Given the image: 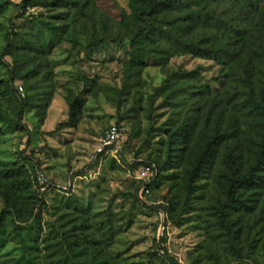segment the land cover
Here are the masks:
<instances>
[{
    "label": "rangeland",
    "instance_id": "obj_1",
    "mask_svg": "<svg viewBox=\"0 0 264 264\" xmlns=\"http://www.w3.org/2000/svg\"><path fill=\"white\" fill-rule=\"evenodd\" d=\"M184 1L178 22L199 3L252 30L260 84L264 1L246 19L235 2ZM143 5L0 0V264H264V190L229 197L261 138L250 77L141 35ZM114 125L123 138L98 153ZM154 160L167 169L143 178Z\"/></svg>",
    "mask_w": 264,
    "mask_h": 264
},
{
    "label": "trees",
    "instance_id": "obj_2",
    "mask_svg": "<svg viewBox=\"0 0 264 264\" xmlns=\"http://www.w3.org/2000/svg\"><path fill=\"white\" fill-rule=\"evenodd\" d=\"M144 5L137 7L135 14L145 22V26L141 27L140 33L146 37H160L162 43L169 45V51L172 55L192 53L197 57L213 59L221 64L231 65L237 63L244 69L243 73L250 77L246 80L250 92L247 93L245 102L252 105L254 110V119L260 124L261 138L259 148L255 155V164L250 169L249 173L240 175L230 184L229 197L235 201V195L239 187L245 191H263L264 190V80L257 84L254 81L255 70L261 67V64H255L252 60L245 62V59H253L252 54L257 52L252 45V30H244L240 32L241 26H235L233 22H219L215 14H211L205 7L198 8L200 4H191L187 6L185 13L187 17L183 21H176V14L182 13L180 9L187 1L184 0H142ZM206 2L208 0H202ZM216 0H210L208 4ZM226 2H235L237 5L245 9V18H248L257 9L261 0H223ZM264 1V0H262ZM241 4V5H240ZM193 5V6H192ZM199 5V6H198ZM209 7V5H208ZM193 9V10H190ZM261 13H264V3L261 8ZM170 21L169 23L167 21ZM170 26H168L167 25ZM194 25V26H193ZM206 31V37H191L190 33L198 28ZM194 28V29H192ZM245 29V28H243ZM106 40H100L102 44ZM263 47L261 46V49ZM264 56L263 54H261ZM242 63V64H241ZM236 64V65H237ZM232 67V65H231ZM254 77V78H252ZM183 126H179L178 133H182ZM219 136V135H218ZM217 136V137H218ZM220 137V136H219ZM210 148L205 151L202 157L208 155ZM154 163L158 169L157 177L161 176L163 171L167 169L166 164H161L159 161H150ZM149 163V164H150ZM150 184L148 187L150 188ZM242 206L249 207L245 199L238 200ZM5 222L0 219V242L3 240V234L6 230ZM173 260V258H171ZM174 261V260H173Z\"/></svg>",
    "mask_w": 264,
    "mask_h": 264
},
{
    "label": "built area",
    "instance_id": "obj_3",
    "mask_svg": "<svg viewBox=\"0 0 264 264\" xmlns=\"http://www.w3.org/2000/svg\"><path fill=\"white\" fill-rule=\"evenodd\" d=\"M21 90H23L22 86H19ZM123 138V132L118 126H111L108 130H106L104 136L101 139L100 148L98 149V153H103L106 149H108L113 144L120 142ZM142 177L146 178L150 174L154 177L158 175V169L156 164L150 163L147 164L142 170ZM37 184L41 191H45L50 187V182L45 178L44 174L41 172H38L37 174ZM149 183L144 184L142 191L145 193H149ZM247 264V263H245Z\"/></svg>",
    "mask_w": 264,
    "mask_h": 264
}]
</instances>
